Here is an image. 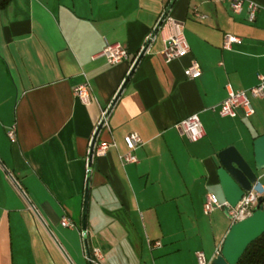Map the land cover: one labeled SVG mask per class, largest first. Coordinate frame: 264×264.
<instances>
[{"label":"crops","instance_id":"0c3cea01","mask_svg":"<svg viewBox=\"0 0 264 264\" xmlns=\"http://www.w3.org/2000/svg\"><path fill=\"white\" fill-rule=\"evenodd\" d=\"M167 1L11 0L0 10V264H88L80 232L89 143ZM248 1L258 5L252 22L245 4L236 14L227 0H174L168 14L189 51L166 62L170 32L161 26L105 118L96 143L110 146L92 157L86 209L89 249L102 264L217 256L232 224L223 208H202L206 193L225 202L217 153L234 145L252 165V142L264 134V95L250 99L247 118L217 110L229 90L264 76V0ZM226 34L239 38L229 49ZM105 41L123 44L128 57L109 64L99 55ZM192 61L195 79L184 74ZM83 83L87 103L73 94ZM192 113L205 132L197 142L175 128ZM240 125L250 137L231 140ZM130 132L143 143L136 162L122 163Z\"/></svg>","mask_w":264,"mask_h":264},{"label":"built area","instance_id":"2783aa9c","mask_svg":"<svg viewBox=\"0 0 264 264\" xmlns=\"http://www.w3.org/2000/svg\"><path fill=\"white\" fill-rule=\"evenodd\" d=\"M228 7L233 13H240L245 4L246 10V18L249 22H252L255 19L256 12L258 10V5H256L252 1L248 0H227ZM166 6V5H165ZM198 17H204L196 13ZM162 26L167 27L169 29V35L164 40L162 56L166 62L182 57L186 55L189 51L188 43L185 39L183 33L182 23L173 19L167 14L165 17ZM239 41V38L226 34L223 38L222 47L225 49H229L234 42ZM99 55L105 57L106 61L109 64L118 63L128 57V52L126 47L119 42H107L105 41V45L103 49L100 51ZM184 74L189 79H195L200 76L201 71L197 62L192 61L185 69ZM73 94L75 97L79 98L83 103H87L89 101V88L83 83L75 86L73 88ZM264 95V76L258 74L257 82L249 89H238V90H229L227 96L218 104L217 110L220 116L222 117H230L235 118L237 116H242L244 118L250 117L254 113L253 106L251 104V98L262 97ZM105 113V112H104ZM103 113V115H104ZM102 115V118H103ZM175 128L183 134L190 142H197L204 135V128L200 121V118L197 113H192L189 116L181 119L175 124ZM8 137L13 140L15 137L14 128L10 129L7 132ZM123 141L126 145L127 152L120 156V160L122 163H134L137 161V158L133 151L143 143L141 136L137 132H130L124 135ZM110 146V143L101 141L95 143L93 149V156H101L104 155ZM90 171L87 167V158H86V169L85 173ZM264 176V172L258 175L257 181ZM264 194V186L260 184L258 186L257 183L252 184L250 190L245 191L242 195L239 202L236 206L231 207L226 202L219 203L216 197L212 193H206L204 195L203 201V212L205 214L210 213L215 208H223L227 207V215L231 222H236L241 219L246 218L251 215V213L255 210L257 205V200L259 197ZM62 226H70V221L66 217H62L60 220ZM84 233L81 231L80 236L83 237ZM160 245L159 241H148L149 247H158ZM220 253V248L215 251V255ZM196 261L198 264H209L207 262L203 252L198 251L195 254ZM91 264H102L103 255L98 248H94L90 252L89 258Z\"/></svg>","mask_w":264,"mask_h":264},{"label":"water","instance_id":"95a60500","mask_svg":"<svg viewBox=\"0 0 264 264\" xmlns=\"http://www.w3.org/2000/svg\"><path fill=\"white\" fill-rule=\"evenodd\" d=\"M173 2L174 0H169L144 46L141 48L140 52L133 61L123 83L113 97L110 105L107 107L103 118L98 123L88 147L87 167L89 169L91 167L94 145L96 143L98 133L104 124L105 118L120 95L132 71L135 69L136 65L146 51L151 40L161 28L162 23L169 13ZM252 153V165L245 159V157L234 145L227 146L217 153L219 167L216 170V174L222 190L223 198L225 202L231 207L236 206L244 192L250 190L252 184L257 183L258 186L261 184L259 180L257 181V178L259 173L264 169V134L256 137L253 140ZM89 179L90 171L86 173L85 177L81 230L84 233L82 242L85 256L88 264H91L89 260L90 249L86 238V209L88 202ZM223 211L224 214L227 215L226 206L223 207ZM262 233H264V198L261 196L258 198L256 208L251 213V215L239 221L233 222L230 225L222 241L220 253L213 259L212 264H236L246 247Z\"/></svg>","mask_w":264,"mask_h":264},{"label":"trees","instance_id":"16d2710c","mask_svg":"<svg viewBox=\"0 0 264 264\" xmlns=\"http://www.w3.org/2000/svg\"><path fill=\"white\" fill-rule=\"evenodd\" d=\"M10 1L0 0V10L4 9ZM262 197L264 198V194ZM236 264H264V233L246 247Z\"/></svg>","mask_w":264,"mask_h":264},{"label":"rangeland","instance_id":"374dc122","mask_svg":"<svg viewBox=\"0 0 264 264\" xmlns=\"http://www.w3.org/2000/svg\"><path fill=\"white\" fill-rule=\"evenodd\" d=\"M244 124L249 125L248 120H244ZM230 137H231V140H237V139L242 138V137L245 139H248L250 136L247 135V132L245 130H243L242 125H240L239 129H237L236 131L232 130ZM236 144H238V143H236ZM261 172L263 173L264 169ZM260 183L264 186V176L261 178Z\"/></svg>","mask_w":264,"mask_h":264}]
</instances>
